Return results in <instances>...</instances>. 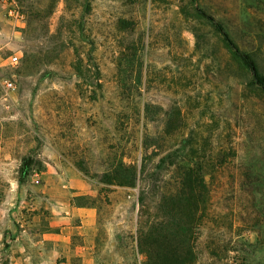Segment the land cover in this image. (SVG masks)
<instances>
[{
    "label": "rangeland",
    "instance_id": "1",
    "mask_svg": "<svg viewBox=\"0 0 264 264\" xmlns=\"http://www.w3.org/2000/svg\"><path fill=\"white\" fill-rule=\"evenodd\" d=\"M197 4L264 77V0ZM0 264H264V91L192 0H0Z\"/></svg>",
    "mask_w": 264,
    "mask_h": 264
},
{
    "label": "trees",
    "instance_id": "2",
    "mask_svg": "<svg viewBox=\"0 0 264 264\" xmlns=\"http://www.w3.org/2000/svg\"><path fill=\"white\" fill-rule=\"evenodd\" d=\"M192 2L195 6L197 13L203 18L207 19L209 22H211L214 25L215 29L223 36V39L228 49L230 50L231 55L235 59L241 61L248 68L252 78V84H254L255 86H257L258 88L264 91V77L259 73L258 68L254 63V61L252 60V58L238 49V47L229 39L228 35L225 33L222 26L218 22H216L213 17H211L210 15L206 14L201 9H199L197 0H192ZM26 172H27L26 169H24L22 172L23 177L27 175ZM130 182H131L130 186H133L135 182V174H133ZM142 201H143V196L141 195V197H139V202Z\"/></svg>",
    "mask_w": 264,
    "mask_h": 264
},
{
    "label": "built area",
    "instance_id": "3",
    "mask_svg": "<svg viewBox=\"0 0 264 264\" xmlns=\"http://www.w3.org/2000/svg\"><path fill=\"white\" fill-rule=\"evenodd\" d=\"M19 62H20V59H19L18 57H13V58L11 59V63H12L13 65H17V64H19ZM5 87H6L7 89H11V88H13V84H12L11 82H6V83H5Z\"/></svg>",
    "mask_w": 264,
    "mask_h": 264
}]
</instances>
